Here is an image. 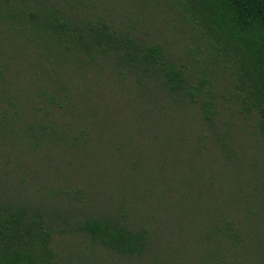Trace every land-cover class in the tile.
I'll use <instances>...</instances> for the list:
<instances>
[{"label": "trees", "instance_id": "obj_1", "mask_svg": "<svg viewBox=\"0 0 264 264\" xmlns=\"http://www.w3.org/2000/svg\"><path fill=\"white\" fill-rule=\"evenodd\" d=\"M161 1L214 51L207 60L228 69L230 102L221 104L165 42L113 25L95 0H0V146L14 141L16 153L100 165L115 158L119 142L106 136L105 112L85 107L87 83L99 80L126 97L121 121L142 140L117 152L128 164L115 168L117 212L62 227L64 215L38 208H52L55 192L33 205L0 191V264H48L51 232H81L105 250L140 258L151 244L144 216L156 219L180 203L194 219L189 264H264V176L229 142L264 144V0ZM86 121L96 129L87 138L77 127ZM225 125H236L235 139H226ZM183 159H192L185 170Z\"/></svg>", "mask_w": 264, "mask_h": 264}, {"label": "rangeland", "instance_id": "obj_2", "mask_svg": "<svg viewBox=\"0 0 264 264\" xmlns=\"http://www.w3.org/2000/svg\"><path fill=\"white\" fill-rule=\"evenodd\" d=\"M95 1L103 5L99 13L107 15L113 25L123 30L136 31L138 35L148 39L165 42L171 54L177 56L179 61L182 60V63L194 73L208 80L207 86L216 94L221 104L230 102L228 94L233 90V86L231 78L228 77V69L221 62L207 60L214 51L205 42L203 43V40L192 38L188 31L183 30L181 21L165 2L161 0ZM87 86L91 91L89 93L91 101L85 107L105 112L106 119L109 120L106 136L112 141L119 142H113L116 148L113 151L116 153L115 158L100 165L97 161H71L67 154L61 159L38 153L33 155L23 151L16 153L14 141L0 146V191L17 198L18 200L15 201L33 205L37 197L45 200L53 194L52 192H55L58 201L52 206L53 209L50 203L38 205V208L42 210L40 206H43L48 208L49 212L64 215L66 218L58 222V225L62 227L65 222L73 225L75 222H80L83 217L92 214L117 212V199L120 192H118L115 168L120 165L126 168L128 165L117 152L128 150L126 143L129 141H133L132 143L142 141L136 132L129 128L128 119L121 121L128 107L126 97L120 95L119 89L110 86L104 80L87 83ZM87 108L85 109L88 110ZM227 109L226 104L222 109L219 108L222 121L229 117L226 115ZM88 118H91V114ZM235 121L233 119L230 123L234 124ZM235 126L231 128L224 126L226 139L230 136L235 139V135L239 134ZM77 127L88 132L85 138L96 133V129H91L89 121L80 122ZM246 131H249V128H245ZM229 142L233 148L242 150L245 163L258 164L257 169L262 171L260 175L264 176V144L244 141L243 145L236 140ZM191 162L192 159H183V169ZM168 164L174 169L180 167L174 163ZM91 165L94 167L89 168ZM262 179L261 187L264 190V177ZM171 195L172 193L169 192V196ZM181 209V203L171 204L165 206L164 211L160 212L156 219L150 220L149 213L144 216L150 222L140 223V225L148 229L151 244L140 258L129 259L105 250L91 243L81 232H51L50 242L47 245L50 253L47 263L189 264L194 239L193 232H190L187 226L194 219L190 220V214ZM252 232L262 231L259 227H254ZM252 247L255 249L253 245Z\"/></svg>", "mask_w": 264, "mask_h": 264}]
</instances>
